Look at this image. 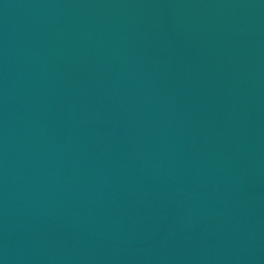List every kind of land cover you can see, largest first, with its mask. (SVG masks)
<instances>
[{"label": "water", "instance_id": "1", "mask_svg": "<svg viewBox=\"0 0 264 264\" xmlns=\"http://www.w3.org/2000/svg\"><path fill=\"white\" fill-rule=\"evenodd\" d=\"M0 264H264V0H0Z\"/></svg>", "mask_w": 264, "mask_h": 264}]
</instances>
